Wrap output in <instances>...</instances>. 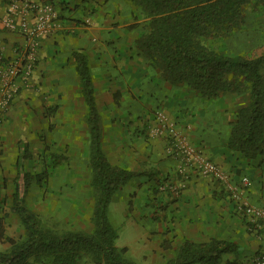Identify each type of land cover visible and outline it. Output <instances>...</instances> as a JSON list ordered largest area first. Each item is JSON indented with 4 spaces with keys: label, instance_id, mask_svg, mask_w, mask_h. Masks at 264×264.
<instances>
[{
    "label": "crops",
    "instance_id": "crops-1",
    "mask_svg": "<svg viewBox=\"0 0 264 264\" xmlns=\"http://www.w3.org/2000/svg\"><path fill=\"white\" fill-rule=\"evenodd\" d=\"M29 1L52 4L60 25L40 40L30 76L15 81V96L0 125L4 237L16 239L23 232L12 198L15 182L24 193V174L30 176L24 203L33 212L32 197L40 192L68 196L73 191L79 196L87 189L90 128L73 57L78 53L86 57L92 77L101 150L109 164L135 174L112 196L108 209L120 210L129 226L145 232L139 231L143 239L138 249L144 264L172 259L183 241L234 244L237 252L225 254L221 264H242L261 251L264 234L255 237L248 231L214 180L193 172L177 198L158 193L159 181L175 177V162L166 153V141L148 134L155 111L161 110L174 130L185 134L233 183L246 177L245 197L262 206L264 156L244 158L228 146L231 124L244 104L232 95L202 98L185 84L166 82L135 45L143 29L127 0ZM5 13L0 0V19ZM21 45L19 34L0 30L2 58H13ZM9 247L0 238V252Z\"/></svg>",
    "mask_w": 264,
    "mask_h": 264
},
{
    "label": "trees",
    "instance_id": "trees-1",
    "mask_svg": "<svg viewBox=\"0 0 264 264\" xmlns=\"http://www.w3.org/2000/svg\"><path fill=\"white\" fill-rule=\"evenodd\" d=\"M142 18L143 33L135 45L172 84H185L202 98L247 95L231 124L228 146L244 158L264 156V54L220 50L214 43L226 42L245 24L249 6L264 9V0H127ZM81 94L90 128V187L93 206L92 230L55 231L24 203L30 176L23 175L24 193L12 198L23 230L17 239L4 237L10 247L0 252V264H135L126 248L115 246L116 230L108 219L112 196L135 176L109 164L100 147V125L96 112L92 77L85 56L74 53ZM164 248L168 246L164 245ZM234 244L212 239L206 243L183 241L174 257L163 264H221L225 254L236 253Z\"/></svg>",
    "mask_w": 264,
    "mask_h": 264
},
{
    "label": "built area",
    "instance_id": "built-area-1",
    "mask_svg": "<svg viewBox=\"0 0 264 264\" xmlns=\"http://www.w3.org/2000/svg\"><path fill=\"white\" fill-rule=\"evenodd\" d=\"M6 13L0 19V30L15 32L22 38V45L13 58L0 56V125L3 123L16 93L15 81L26 79L33 72L40 40L52 35L59 27V16L50 3L29 0H2ZM148 134L166 141V153L175 162V177L161 180L157 191L170 198H177L186 188L193 172L202 178H210L221 185L232 204L234 212L242 217L248 231L255 237L264 234V205H252L245 197L248 185L246 177L238 183L219 165L205 158L185 134L174 130L168 117L161 110L154 113ZM242 264H264V248Z\"/></svg>",
    "mask_w": 264,
    "mask_h": 264
},
{
    "label": "rangeland",
    "instance_id": "rangeland-1",
    "mask_svg": "<svg viewBox=\"0 0 264 264\" xmlns=\"http://www.w3.org/2000/svg\"><path fill=\"white\" fill-rule=\"evenodd\" d=\"M136 12L133 13L137 14ZM139 20L141 21L139 25L143 27L142 21L144 20L142 18H139ZM214 46L220 50L225 49L230 53L244 52L252 57L264 54V9L253 5L249 6L245 10V24L242 29L232 35L226 42L218 41L214 43ZM232 97L240 100L244 106L247 104L246 94H234ZM89 177L85 193L81 192L79 196L74 195L73 191H68L66 192L69 193L68 196H62V192H58V194L47 192L46 194L43 193V195L40 192L35 197H32L31 205L34 206L35 213L40 217L45 227L55 231L79 230L87 232L92 230L90 221L93 206V190L90 187L91 173ZM35 191L38 193L40 189L37 188ZM112 207L107 210V214L110 224L116 230L118 236L115 240V246L127 248L126 257L130 261L135 264H144L139 257L138 249H140L141 240L143 239L141 232L142 234H145V232L129 226V223L121 216L120 210L112 212ZM84 264L94 263L87 259Z\"/></svg>",
    "mask_w": 264,
    "mask_h": 264
}]
</instances>
